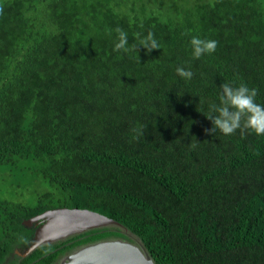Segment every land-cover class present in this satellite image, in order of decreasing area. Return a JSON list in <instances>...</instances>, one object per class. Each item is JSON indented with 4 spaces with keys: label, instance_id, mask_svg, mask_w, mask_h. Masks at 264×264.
Returning <instances> with one entry per match:
<instances>
[{
    "label": "trees",
    "instance_id": "trees-1",
    "mask_svg": "<svg viewBox=\"0 0 264 264\" xmlns=\"http://www.w3.org/2000/svg\"><path fill=\"white\" fill-rule=\"evenodd\" d=\"M116 28L136 51L114 50ZM149 32L161 49L138 45ZM193 36L216 51L193 59ZM223 83L264 105V0H0V195L34 188L30 206L0 197V264L50 262L32 259L45 243L24 255V220L56 207L114 221L59 243L264 264V135L205 131Z\"/></svg>",
    "mask_w": 264,
    "mask_h": 264
},
{
    "label": "clouds",
    "instance_id": "clouds-1",
    "mask_svg": "<svg viewBox=\"0 0 264 264\" xmlns=\"http://www.w3.org/2000/svg\"><path fill=\"white\" fill-rule=\"evenodd\" d=\"M115 32L118 33V42L115 44L114 50L125 53L133 49L136 51L137 45H133L132 49L128 47V34L123 29L116 28ZM136 35L139 38V34ZM190 44L193 59H199L204 54L214 53L218 42L193 36ZM138 45L147 52H151L153 49H161L152 32L140 39ZM176 74L185 80H190L193 76L190 68L185 69L183 66L176 68ZM257 94L256 88L250 89L243 83L238 87H233L230 83H223L220 86L219 104H209V110L204 114L213 124L211 129L205 131L210 134H215L218 131L226 136L235 134L237 130H240L242 136L246 131L258 136L264 135V105L256 103ZM145 127L141 126L137 130L139 136L144 135Z\"/></svg>",
    "mask_w": 264,
    "mask_h": 264
},
{
    "label": "water",
    "instance_id": "water-1",
    "mask_svg": "<svg viewBox=\"0 0 264 264\" xmlns=\"http://www.w3.org/2000/svg\"><path fill=\"white\" fill-rule=\"evenodd\" d=\"M39 220L43 223L35 231L33 242L24 255L40 244L114 224L111 218L99 212L77 207L50 208L24 220V224L29 225ZM74 256L78 259H86V264H154L152 258L142 251L139 245L119 239L99 241L80 249ZM69 264H77V259H73Z\"/></svg>",
    "mask_w": 264,
    "mask_h": 264
},
{
    "label": "flooded vegetation",
    "instance_id": "flooded-vegetation-1",
    "mask_svg": "<svg viewBox=\"0 0 264 264\" xmlns=\"http://www.w3.org/2000/svg\"><path fill=\"white\" fill-rule=\"evenodd\" d=\"M43 223L42 220L39 221H35L32 222L28 225V227L33 228V233H35V231L38 229V227ZM71 236V235H70ZM70 236L66 237V238H70ZM64 238V239H66ZM81 238V236H75L74 238L68 240L66 243H59L62 240H57L54 242H47L45 243V247L48 248L47 252L43 249L44 253H41V255L39 254V256H35L32 259H35L34 261H38V260H42L45 262V259H50V262L48 264H69V262H72L73 259H77V264H86L85 260L86 259H78L77 256H74V254H76L77 251H79L80 249L86 248L87 246L90 245H94L98 242H88V243H76V241ZM104 240H108V239H104ZM101 240V241H104ZM122 240V239H119ZM125 241V240H123ZM73 243V246L67 249H64L65 245H69V244ZM50 244H52V246H54L53 248H51L50 250ZM38 247V246H37ZM36 248V247H35ZM46 249V248H45ZM51 251V252H50ZM24 250L22 252L23 254ZM47 253H51L52 256H45L44 254ZM53 253H56L53 255ZM56 259V260H54Z\"/></svg>",
    "mask_w": 264,
    "mask_h": 264
},
{
    "label": "rangeland",
    "instance_id": "rangeland-1",
    "mask_svg": "<svg viewBox=\"0 0 264 264\" xmlns=\"http://www.w3.org/2000/svg\"><path fill=\"white\" fill-rule=\"evenodd\" d=\"M8 184L9 183H6V186H7L6 192L1 194L0 197H4V198L9 199V200L17 199V200L21 201V203H23V204H25L27 206L32 205V203H33L32 197H33L34 188H32V187H29V189L28 188H23V187L22 188H18L17 189L18 192L15 194L11 190V188H10V186ZM111 239H118V238H110L109 240H111ZM48 260H50V259H48ZM54 260H56V259H54Z\"/></svg>",
    "mask_w": 264,
    "mask_h": 264
}]
</instances>
